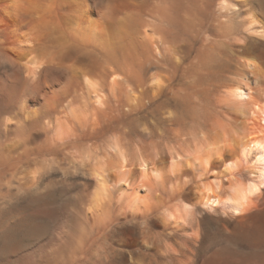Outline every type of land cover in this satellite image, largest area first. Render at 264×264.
<instances>
[{
	"label": "clouds",
	"instance_id": "1",
	"mask_svg": "<svg viewBox=\"0 0 264 264\" xmlns=\"http://www.w3.org/2000/svg\"><path fill=\"white\" fill-rule=\"evenodd\" d=\"M264 264V0H0V257Z\"/></svg>",
	"mask_w": 264,
	"mask_h": 264
},
{
	"label": "bare ground",
	"instance_id": "2",
	"mask_svg": "<svg viewBox=\"0 0 264 264\" xmlns=\"http://www.w3.org/2000/svg\"><path fill=\"white\" fill-rule=\"evenodd\" d=\"M9 258H11L12 263H8L7 262L6 264H23L22 257H12V256H8V258H3V259L6 260V261H8ZM3 264H5V262Z\"/></svg>",
	"mask_w": 264,
	"mask_h": 264
},
{
	"label": "rangeland",
	"instance_id": "3",
	"mask_svg": "<svg viewBox=\"0 0 264 264\" xmlns=\"http://www.w3.org/2000/svg\"><path fill=\"white\" fill-rule=\"evenodd\" d=\"M3 258H8V257H0V264H3L5 262V264L8 263H12L11 258L8 259V261L4 260ZM3 261V262H2Z\"/></svg>",
	"mask_w": 264,
	"mask_h": 264
}]
</instances>
